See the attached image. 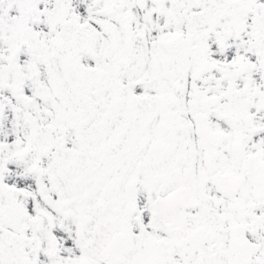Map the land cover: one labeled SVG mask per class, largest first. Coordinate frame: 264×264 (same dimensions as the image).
I'll return each instance as SVG.
<instances>
[{
    "label": "snow or ice",
    "instance_id": "obj_1",
    "mask_svg": "<svg viewBox=\"0 0 264 264\" xmlns=\"http://www.w3.org/2000/svg\"><path fill=\"white\" fill-rule=\"evenodd\" d=\"M0 264H264V0H0Z\"/></svg>",
    "mask_w": 264,
    "mask_h": 264
}]
</instances>
